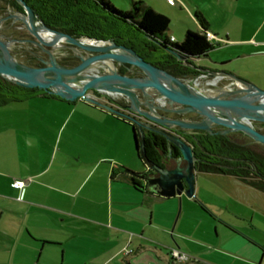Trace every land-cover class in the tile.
Masks as SVG:
<instances>
[{"label":"crops","instance_id":"obj_1","mask_svg":"<svg viewBox=\"0 0 264 264\" xmlns=\"http://www.w3.org/2000/svg\"><path fill=\"white\" fill-rule=\"evenodd\" d=\"M208 19L203 33L229 51L211 50L197 65L264 89L255 72L264 18L246 38L224 37ZM139 162L131 122L105 108L40 94L0 106V264H264L263 192L196 171L195 197H166ZM175 249L189 259H175Z\"/></svg>","mask_w":264,"mask_h":264},{"label":"water","instance_id":"obj_2","mask_svg":"<svg viewBox=\"0 0 264 264\" xmlns=\"http://www.w3.org/2000/svg\"><path fill=\"white\" fill-rule=\"evenodd\" d=\"M15 1L23 10L0 17V75L63 99L84 100L130 121L137 134L136 151L145 165L158 174L147 178L152 191L166 197L182 193L195 197L196 162L200 159L182 132L240 134L264 147V89L255 83L223 69L198 66L181 51L167 46L166 50L179 61L200 72L179 77L113 39L76 36L53 28L25 0ZM9 19L11 26L20 22L32 38L5 36V22ZM26 43L46 54L38 57L42 65L15 58L13 46H22L24 51ZM66 51L78 59L77 64L69 66L59 61ZM121 65L142 74L122 72L118 69ZM206 79H210L206 84L213 91L198 89ZM98 95H106L111 102ZM144 129L165 137L169 148L166 158L173 167L161 166L147 157ZM172 146L179 149V157L173 156Z\"/></svg>","mask_w":264,"mask_h":264},{"label":"trees","instance_id":"obj_3","mask_svg":"<svg viewBox=\"0 0 264 264\" xmlns=\"http://www.w3.org/2000/svg\"><path fill=\"white\" fill-rule=\"evenodd\" d=\"M12 1L17 3L15 0ZM25 1L53 28L76 36L113 39L119 44L134 48L147 61L179 77H190L200 72L179 61L166 50L167 46L181 51L192 63L207 57L215 48L205 33L191 29L186 31L181 42L175 39L172 41L169 35L171 23L169 17L143 1L132 0L129 10H118L110 0ZM119 70L128 72L122 68ZM39 94L59 97L44 90L24 87L0 75V106L23 101ZM131 126L134 128L132 123ZM182 133L200 159L196 162V171L229 175L264 193V151L253 147V145L260 146L258 143L240 134H238L240 137H234L201 130ZM145 134L147 157L163 166V158L169 152L167 140L157 133L145 132ZM135 135L137 134L133 132L136 146ZM172 151L173 156H180L177 147L172 146ZM136 154L140 160L139 152L136 151ZM154 172L153 169L148 168L141 176L147 182L146 175L148 173L152 175ZM138 185L135 183L136 187Z\"/></svg>","mask_w":264,"mask_h":264},{"label":"rangeland","instance_id":"obj_4","mask_svg":"<svg viewBox=\"0 0 264 264\" xmlns=\"http://www.w3.org/2000/svg\"><path fill=\"white\" fill-rule=\"evenodd\" d=\"M118 10H129L132 0H110ZM153 7L158 12L169 17L170 30L169 35H174L179 42L184 38V34L188 29L196 32H203L200 25L201 15L204 13L208 16V20L213 24V28L220 30L219 32L225 37L228 32L230 38H246L252 34L256 26H258L264 18V0H138ZM1 2V1H0ZM264 34V31H262ZM229 45L223 44L211 51V54H223ZM13 54L15 58L23 63L34 64V60L30 58L27 52L22 51V46H13ZM204 63V60H196L195 64ZM72 63L71 65H75ZM230 67V66H229ZM232 67V66H231ZM105 68H101L103 71ZM255 72L264 74V64L258 66ZM204 88H209L206 81H201ZM246 139V138H245ZM247 141V140H246ZM260 145V144H259ZM254 148L264 151L262 145ZM140 170L144 172L145 168L139 160ZM173 167L174 164H171ZM196 196V194H195ZM218 226L219 224L216 223ZM215 228L213 229V233ZM215 235V233H214Z\"/></svg>","mask_w":264,"mask_h":264},{"label":"flooded vegetation","instance_id":"obj_5","mask_svg":"<svg viewBox=\"0 0 264 264\" xmlns=\"http://www.w3.org/2000/svg\"><path fill=\"white\" fill-rule=\"evenodd\" d=\"M1 1V0H0ZM9 6L10 10H7L6 7ZM16 10H23L22 7L18 4L13 2L12 0H9L8 2H0V17H5L10 15L12 12H15ZM11 21L12 19H9L5 22V26L6 29L3 31V33L5 34V36L7 37H14V38H21V39H28V38H32L31 35L27 34L24 30V28L21 26L20 22H16L13 26H11ZM27 46L23 48L24 52H27L28 55L30 56L31 59L34 60V64L33 65H42V63L38 60V57H46V54L43 53L40 48L38 46H35L33 44L30 43H26ZM59 61L61 63H64L66 65L72 66V63H78V59L76 57L73 56V54L69 51H66L65 54L63 56L59 57ZM32 64V63H31ZM111 65V64H110ZM125 69L128 72H133L136 73L138 75H141L142 73L135 69V68H130L127 69L124 66H118V69ZM99 97L103 98L105 101H109L111 102L106 95H98ZM141 119L146 120L144 117L140 116ZM145 132H153L150 131L148 129H144ZM155 133V132H153ZM230 135V134H229ZM169 153V152H168ZM167 153V154H168ZM163 158V166L168 165V167H172L171 163L167 161L166 155ZM166 159V160H165ZM147 171V170H146ZM150 173V172H149ZM147 174L146 178H152V177H156L158 174L156 172L151 174Z\"/></svg>","mask_w":264,"mask_h":264},{"label":"built area","instance_id":"obj_6","mask_svg":"<svg viewBox=\"0 0 264 264\" xmlns=\"http://www.w3.org/2000/svg\"><path fill=\"white\" fill-rule=\"evenodd\" d=\"M204 33H205L207 39H208L213 45H215L216 43H219V39L216 37V35H215L213 32L206 30ZM171 40L173 41L174 38L172 37ZM214 41H216V42H214ZM24 185H25V182L22 181V180H14V181L11 183V186H12V187L20 188V189H23ZM124 252H125L126 254H130V253H132V250H131V249H126ZM172 255H173V257H174L175 259H177V260L185 261V260H188V259H189V257H188L186 254L180 252V251L177 250V249L173 250Z\"/></svg>","mask_w":264,"mask_h":264}]
</instances>
